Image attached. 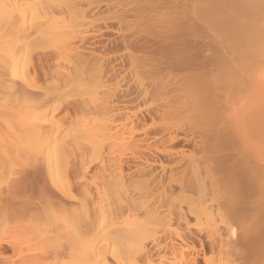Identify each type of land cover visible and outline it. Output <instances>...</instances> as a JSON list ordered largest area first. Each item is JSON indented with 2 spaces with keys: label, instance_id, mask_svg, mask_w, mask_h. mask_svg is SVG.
<instances>
[{
  "label": "bare ground",
  "instance_id": "6f19581e",
  "mask_svg": "<svg viewBox=\"0 0 264 264\" xmlns=\"http://www.w3.org/2000/svg\"><path fill=\"white\" fill-rule=\"evenodd\" d=\"M121 1L0 0V264H264V61L249 71L264 59V0H193L232 52L190 102L165 97L172 67L152 87L90 91L141 62L169 70L132 55L158 50L149 33L103 43L138 15Z\"/></svg>",
  "mask_w": 264,
  "mask_h": 264
},
{
  "label": "rangeland",
  "instance_id": "374dc122",
  "mask_svg": "<svg viewBox=\"0 0 264 264\" xmlns=\"http://www.w3.org/2000/svg\"><path fill=\"white\" fill-rule=\"evenodd\" d=\"M123 1H127V0H122L121 2H122V5H125V3L126 2H124L123 3ZM131 1V0H130ZM136 1H138V2H136ZM133 2H134V4H133ZM128 3H130V5H128ZM192 3L194 4V1L193 0H132L131 2H129V0H128V2L126 3V5H128V7L129 8H136L137 10L136 11H138V12H135V14L137 15V16H135L134 18H133V20L134 21H132L131 23L133 24V25H126V24H123L124 26L123 27H121L119 24H117V25H115V28H114V30L113 31H105V38L103 37V43L105 42V44L106 45H108V46H113L112 44L110 45V43L109 42H107L108 41V38L110 39V41H114L115 39L116 40H118V41H120L121 39H122V36H125V34L128 36H130V35H132V37L131 38H136V39H141V37H139L142 33V35L141 36H143L142 38H145L144 40H146L149 36L148 35H151L150 37L152 38L151 40H153V41H151V40H148L149 41V44H152V46H153V44H155V47H158V50H155L156 48H154V46L152 47V48H154V49H148V51H145V53H144V51L142 52V50H140V51H136V50H132L131 51V53H133L132 55H134L135 57H137V60H138V63H140V61H142L143 59H142V57H144V60H145V56H147L148 54H149V58L150 59H154V60H152L153 62H151V64H153L154 63V67L153 68H155V71H156V69L158 70V68L157 67H159L158 65H160V64H162L163 63V65L162 66H167V69H169V68H173V72L170 74L171 76L169 77V76H167L164 80L166 81V83L167 84H169V83H172L171 85V91H169V93L165 96V97H172L173 99L174 98H182V97H184V99H181V100H185V101H191L192 99H194L195 97V95H200V91H202L201 93H205V94H207V90H206V88L208 87L207 86V84H209L207 81H208V78L207 77H210V76H212L213 74H216V75H214L215 76V78H218V77H220V71H221V69L222 68H220V67H218L219 66V64H220V66H223V64H224V60L222 59L223 57H222V55H223V53H222V51L220 50V48H222L224 45L223 44H219V42H217L216 40H214L215 38H213V37H215L216 35H215V31L216 30H214V29H210V27H211V25L210 24H205V21H204V19L203 18H201V17H198L197 15H200L199 14V12H198V10L197 11H195L196 10V6H192ZM136 4V5H135ZM186 5H187V7H186ZM137 6V7H136ZM138 8H140L139 10H138ZM192 8H193V10L196 12L195 14L193 13L194 11L192 10ZM195 8V9H194ZM187 10H192L193 12L191 13V12H188ZM198 12V13H197ZM174 14V16L176 15V19H175V17L172 15V14ZM171 15L173 16V18L175 19H173L172 17H171ZM168 16H170L172 19H173V23L172 22H170V21H172L171 19H169L170 17H168ZM145 22H144V21ZM170 20V21H169ZM143 22V23H145V24H142V23H140V22ZM175 21V22H174ZM148 23V25H147V23ZM138 23H140V26H139V24ZM142 24V25H141ZM153 24V25H152ZM119 25V27L121 28H119V27H117ZM209 25H210V27H209ZM137 26V27H136ZM145 26H147L148 27V29H146L147 27H145ZM134 27V28H133ZM98 28V26L97 25H95L93 28L91 27V28H89V31H92V30H95V29H97ZM138 30H137V29ZM145 28V29H144ZM132 29H134L133 31H132ZM146 30V31H145ZM133 33H132V32ZM135 31V32H134ZM140 31V32H139ZM148 31V32H147ZM153 31V32H152ZM137 32H138V34H137ZM152 32V33H151ZM91 33V32H90ZM140 33V34H139ZM146 33V35L147 36H145L144 34ZM151 33V34H150ZM136 36H135V35ZM135 37H134V36ZM164 35H166V37L164 36ZM137 36H138V38H137ZM145 36V37H144ZM108 37V38H107ZM147 37V38H146ZM170 37H172V38H169ZM118 38V39H117ZM160 38H163V39H160ZM105 39H107V40H105ZM112 39V40H111ZM149 39V38H148ZM155 39V40H154ZM169 39V40H168ZM102 40V39H101ZM143 40V39H142ZM162 40V41H161ZM165 43H164V42ZM170 43H169V42ZM157 42H159V44L157 43ZM162 42L164 43V44H162ZM218 44H217V43ZM117 45V44H116ZM115 45V47L117 48L118 47V49L120 50V49H122L123 47H121V46H116ZM223 45V46H222ZM100 46H102V45H100ZM100 46H98L97 48H95L96 49V51H98L99 53L98 54H100V53H102L103 55H104V52L102 51L103 49L100 47ZM159 46L162 48V49H160L159 48ZM163 46V47H162ZM166 47V48H165ZM225 47V46H224ZM223 47V48H224ZM165 48V49H164ZM118 49H117V51H116V49H114L115 50V52L117 53L118 52ZM124 49V48H123ZM120 50L119 52H120V54L122 53V56H124L126 59L130 56V52L128 53V52H125L124 50ZM168 49V50H167ZM226 49V50H225ZM153 50H155V51H157V52H155V51H153ZM218 50H220V51H218ZM228 52L226 53V51H227V48L225 47L224 49H223V52H225L224 53V55H227V57L226 56H224L225 58H228V56L230 55L229 54V52H232L231 51V49L230 48H228ZM114 52V53H115ZM119 52H118V54H119ZM146 52H148V53H146ZM154 52V53H153ZM162 52H164V53H162ZM218 52V53H217ZM111 53V52H110ZM114 53H112V54H114ZM144 54H147V55H145L144 56ZM153 55L152 57H151V55ZM217 54V55H216ZM222 54V55H221ZM106 55V54H105ZM221 55V57L219 58V56ZM232 55H233V53H231V56H230V58H232ZM147 58V57H146ZM142 59V60H141ZM218 59H220L219 61H218ZM222 59V60H221ZM255 59V60H254ZM253 59V62L255 63V61L256 60H258V62L257 63H255V65H254V63L252 62V64H251V66L249 65V67H251V68H253V67H255L256 68V66L258 67V65H256V64H260V62L261 61H259V59L260 60H263L264 61V59H262V58H258L257 57V59L256 58H254ZM143 60V61H144ZM185 61V62H183V61ZM189 60H190V62H189ZM157 61V62H156ZM161 63H160V62ZM180 61H182V63H180ZM169 62H171V65H170V63ZM174 62H176L178 65H179V63L180 64H183L184 63V67L183 66H181L182 68H180V66H178V65H175L176 67H179V69L178 70H176L175 69V66H174ZM159 63V64H158ZM166 63V64H165ZM185 63H187V65L185 64ZM189 63V64H188ZM236 63V62H235ZM165 64V65H164ZM262 64H263V62H262ZM153 66V65H152ZM170 66V67H169ZM142 67V68H141ZM260 67H261V65H259V69H260ZM263 67V66H262ZM261 67V68H262ZM160 68V67H159ZM166 67H163V69L164 70H166L165 69ZM218 68H220V70L218 69ZM253 68L252 70H249L250 71V73H252V76L254 75V71L256 70V69H258V68ZM264 68V67H263ZM139 69L140 70H138L136 73H135V71H130L129 73L127 72V74H126V76H124L125 74H123V76L125 77V79L123 80L124 81V83H122L121 84V82L120 81H122V80H120L121 78H119V82L118 81H116V82H114L113 80H112V82H111V80L109 81L110 83H106V81H105V83L106 84H104L103 83V85L104 86H102L103 88H100V86L98 87H93V88H95V89H92L91 88V92L93 93V94H95L96 95V93L98 94L97 96H102L103 94H105V92H108L109 90H106V91H104V93H103V91L101 92V89H104V88H108V89H111L110 91H112V89L114 90L115 89V85H118L116 88H120V86L121 85H127L128 87H130L131 85H132V87L133 88H136V87H138L137 86V84H139V87H143L144 85L146 86V87H152L156 82H158V81H155V83H154V81H153V79L155 80V78L157 79V77L160 75V72L161 73H165V72H169L170 71V69L169 70H166V71H164V72H162L163 70H162V68H161V70L162 71H160V69L158 70V72H159V74L157 73V75L153 72L154 71V69H153V71H152V73L153 74H149V75H147L146 73H145V71H144V67H143V64H142V62L139 64ZM218 70V71H217ZM261 70V69H260ZM260 70H258V72H260ZM144 71V72H143ZM214 71V72H213ZM253 71V72H252ZM257 71V70H256ZM264 71V70H263ZM262 70H261V73H258V72H256V73H258L259 74V76H260V78L259 79H261L260 81H262L263 83H264V81H263V79H264V75H262L263 72ZM206 72V73H205ZM211 72H213V73H211ZM170 73V72H169ZM249 72H247V75H250V74H248ZM255 73V74H256ZM130 74V75H129ZM166 74V73H165ZM206 74H208V75H206ZM212 74V75H211ZM220 74V75H219ZM258 74H257V76H258ZM262 76H261V75ZM151 75V76H150ZM166 76V75H165ZM205 76H207V77H205ZM216 76H218V77H216ZM256 75H254L253 76V78L255 77ZM162 77V75H161V78H163ZM250 77H251V75H250ZM249 77V78H250ZM243 78H244V76H243ZM242 78V79H243ZM252 78V80H254ZM170 79V80H169ZM219 79V81H221L220 80V78H218ZM218 79H216V80H218ZM221 79H224V78H222L221 77ZM245 79V78H244ZM251 79V78H250ZM158 80H162V83L164 82L163 81V79H158ZM249 80V79H248ZM257 80H258V77L256 78V80H254L253 81V87H255L256 88V83H257ZM122 81V82H123ZM218 81V82H219ZM247 77H246V80H244V82H245V84L246 83H248L249 84V82H251V80L250 81H247ZM256 81V83L254 84V82ZM108 82V81H107ZM127 82H129V84L127 83ZM132 82V83H131ZM217 82V81H216ZM222 82L223 83H225V84H227L226 82H225V79L224 80H222ZM222 82H219V83H222ZM244 82H243V84H244ZM166 83H163L164 85H166ZM217 84L218 85V87H219V85H220V88H221V86L223 87L224 85H221V84ZM260 83V82H259ZM110 84H112V85H110ZM134 84V85H133ZM143 84V85H142ZM109 85V86H108ZM123 85V87L125 88V86ZM247 85V84H246ZM111 86H113V87H111ZM115 86V87H114ZM169 86V85H168ZM207 86V87H206ZM226 86V90L227 89H229L230 87H229V85L227 86V85H225ZM233 86V85H232ZM248 86V85H247ZM122 87V86H121ZM122 87V88H123ZM138 87V88H139ZM178 87V88H177ZM228 87V88H227ZM249 87V86H248ZM251 87V86H250ZM106 88V89H107ZM169 88V87H168ZM170 88H169V90H170ZM218 89L217 87H216V89H218V91H223L222 90V88L221 89ZM247 88V87H246ZM208 89V88H207ZM223 89H225L224 87H223ZM233 89V88H232ZM252 89V88H251ZM251 89H250V91H248L249 92V94H250V92H251ZM226 90H224L225 91V93L227 92H231L232 93V95H230V93L229 94H227V95H230V96H228L229 97V99L231 98L232 100V102H230V103H232L233 104V102L235 101H238L239 100V98L240 97H238L237 98V95H238V93H235L236 91H237V89H233V90H231L230 91V89L228 90V91H226ZM255 89H253V91H254ZM217 90H215V92H216ZM256 91V90H255ZM255 91L253 92V93H255ZM171 92H174V96H173V93H171ZM214 92V93H215ZM220 92H218V93H216L215 94V96H214V99H215V97H216V99H215V101L217 100V94H219ZM103 93V94H102ZM203 93V94H204ZM222 93V92H221ZM224 93V94H225ZM234 93V94H233ZM240 93V92H239ZM252 93V94H253ZM102 94V95H101ZM235 94H237L236 95V99H238V100H233V96H235ZM248 94V93H247ZM248 94V95H249ZM252 94H250V95H252ZM180 95V96H179ZM219 95H221V94H219ZM204 96V95H203ZM222 96H224V97H227V96H225V95H222ZM222 96L220 97L221 99H222ZM240 96H241V94H240ZM191 97H194V98H191ZM197 97V96H196ZM201 96H199L198 98H200ZM207 97H209L208 95H206V98H205V96L203 97V99L205 98V99H208ZM227 97V98H228ZM191 98V100H189ZM186 99H188V100H186ZM196 99V98H195ZM200 99H202V98H200ZM220 99V100H221ZM224 99V98H223ZM226 99V98H225ZM229 99H227V100H229ZM245 100V99H244ZM222 101V100H221ZM230 101V100H229ZM159 102V101H158ZM188 102V103H189ZM222 102H224V100L222 101ZM227 103V102H226ZM229 103V102H228ZM236 103H238V102H236ZM235 103V104H236ZM187 104V103H186ZM221 104V103H220ZM219 104V106H220V108L219 107H217V109H214V110H216L215 112H217L218 111V109H221L219 112L220 113H222L223 111V109H222V107H221V105L222 106H224V107H226V108H224V109H228V107H227V105H224V103H222L221 105ZM229 105H231V104H229ZM237 105V104H236ZM236 105H231V106H236ZM188 107H189V105H188ZM187 108V107H186ZM206 108V107H205ZM233 108V107H232ZM232 108H230V110L228 109V113H232V110L234 109H232ZM187 109H189V108H187ZM232 109V110H231ZM190 110V109H189ZM225 111V114H224V112L222 113L223 115V117H225L224 115H226V113H227V111L226 110H224ZM214 112V113H215ZM217 114V113H215L214 115H216L215 117H221V114ZM231 113L229 114V116L231 115ZM190 115V114H189ZM220 115V116H219ZM205 119H207V120H209V118H206L205 116H203ZM222 117V118H223ZM198 118V119H197ZM195 120L193 119V124H194V122H197V123H199V125L197 126H195L194 125V127H192L195 131L197 130L198 131V133L200 132L201 133V131L205 128V126H201L200 125V122L202 123L203 121L201 120L202 119V116L200 117V119H199V117H197ZM219 118H217L218 119V121L220 122L221 120L219 119ZM228 118V117H227ZM187 119V118H186ZM216 119V118H215ZM216 119V120H217ZM197 120V121H196ZM201 120V121H200ZM224 120L226 121V118H224ZM185 121V120H184ZM198 121H200V122H198ZM205 121V120H204ZM205 122H207V121H205ZM205 122H203L202 124L204 125V124H206ZM214 122H215V120H214ZM217 122V121H216ZM219 122H217V124L219 123ZM227 122H229V120H227ZM226 122V123H227ZM230 123V122H229ZM217 124H215L214 123V125H215V128H214V131L216 130V128L218 127H220L219 126V124H218V126H217ZM222 125H224V124H222ZM200 126H201V128H200ZM199 129H202L201 131L199 130ZM197 133V134H198ZM200 138V137H199ZM199 138L197 137V138H195V139H191L190 141H188V144H186L185 142H183V144H181L180 143V148H179V150H181V151H183L185 154H191V153H194L195 151H197L198 149H199V147H200V144H201V141L199 140ZM191 142V143H190ZM192 142H194V143H196V145L195 144H193ZM198 142H200V143H198ZM185 143V144H184ZM250 143V142H249ZM182 145V146H181ZM202 145V144H201ZM240 145V144H239ZM239 145H237V146H239ZM247 145H245V143L243 142V146L242 145H240L239 147H246ZM248 147L249 148H245L246 150H249V149H251L250 148V146L248 145ZM251 147H253V146H251ZM238 148V147H237ZM241 149V148H240ZM242 150H244V149H242ZM264 157V156H263ZM126 170H127V168H126ZM128 171V170H127ZM220 177V174L219 173H217V172H215L214 173V180H218V179H220L219 178ZM237 232L239 233L240 232V230H237ZM4 234V233H3ZM4 237H5V235H4Z\"/></svg>",
  "mask_w": 264,
  "mask_h": 264
}]
</instances>
